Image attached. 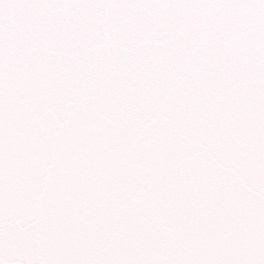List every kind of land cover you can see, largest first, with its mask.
I'll use <instances>...</instances> for the list:
<instances>
[{
	"label": "snow or ice",
	"instance_id": "6c2138e0",
	"mask_svg": "<svg viewBox=\"0 0 264 264\" xmlns=\"http://www.w3.org/2000/svg\"><path fill=\"white\" fill-rule=\"evenodd\" d=\"M0 264H264V0H0Z\"/></svg>",
	"mask_w": 264,
	"mask_h": 264
}]
</instances>
